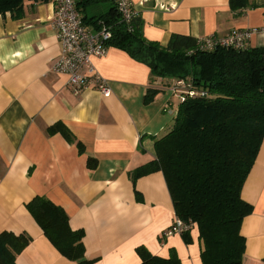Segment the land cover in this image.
<instances>
[{
	"label": "crops",
	"instance_id": "crops-1",
	"mask_svg": "<svg viewBox=\"0 0 264 264\" xmlns=\"http://www.w3.org/2000/svg\"><path fill=\"white\" fill-rule=\"evenodd\" d=\"M105 1L80 12L87 28L114 6ZM248 1L255 5L233 11L229 0H131L148 41L165 45L172 34L205 38L250 29L249 46L261 47L264 0ZM53 15L52 0L26 1L20 18L0 14V232L31 237L15 264H77L61 255L27 210L35 195L61 206L70 227L83 230L84 255L94 264H140V245L162 257L174 251L181 264H203L196 227L189 242L165 233L175 213L163 173L132 176L155 158L154 139L172 124L178 94L113 43L93 60L110 94L94 86L74 94L67 76L52 70L60 53ZM149 86L160 91L144 104ZM57 122L81 142L82 152L60 133L47 132ZM88 158L96 160L94 168ZM241 197L252 205L241 224L242 264H264V139Z\"/></svg>",
	"mask_w": 264,
	"mask_h": 264
},
{
	"label": "trees",
	"instance_id": "trees-1",
	"mask_svg": "<svg viewBox=\"0 0 264 264\" xmlns=\"http://www.w3.org/2000/svg\"><path fill=\"white\" fill-rule=\"evenodd\" d=\"M26 1L49 0H0V14L20 18ZM102 1L76 0V8L82 13ZM254 5L229 0L233 11ZM99 18L114 24L109 45L146 62L154 79L168 83L181 78L191 91L179 99L167 131L154 139L155 158L137 167L133 179L155 170L163 173L175 216L198 230L203 264H242L241 224L252 205L241 197V189L264 139V46L207 50L201 38L181 34H172L161 45L144 38L137 13L128 23H119L113 6ZM82 19L86 21L85 16ZM159 91L149 86L143 103H150ZM47 132L60 133L82 152L81 142L63 123L53 124ZM87 165L94 168L96 160L88 158ZM26 208L61 255L77 264H94L84 255L83 230L70 227L61 206L35 195ZM181 235L190 241L189 231ZM30 241L26 233L0 232V264H15ZM137 253L140 264H181L174 251L162 257L140 245Z\"/></svg>",
	"mask_w": 264,
	"mask_h": 264
},
{
	"label": "built area",
	"instance_id": "built-area-1",
	"mask_svg": "<svg viewBox=\"0 0 264 264\" xmlns=\"http://www.w3.org/2000/svg\"><path fill=\"white\" fill-rule=\"evenodd\" d=\"M52 1L54 5L52 26L60 43V53L52 70L67 76L68 84L74 94L94 86L104 96H108L111 92L108 81L98 72L93 60L107 53L114 24L99 18L96 19L94 28H87L76 8V0ZM114 7L119 23H128L137 13L131 0H114ZM251 34L250 29H240L233 30L224 36H207L201 38V41L207 50L217 47L244 49L249 46ZM169 89L177 93L179 99L183 98V94H191L181 78L170 82ZM191 226L190 222H184L175 216L173 224L165 233L182 234L189 231Z\"/></svg>",
	"mask_w": 264,
	"mask_h": 264
},
{
	"label": "rangeland",
	"instance_id": "rangeland-1",
	"mask_svg": "<svg viewBox=\"0 0 264 264\" xmlns=\"http://www.w3.org/2000/svg\"><path fill=\"white\" fill-rule=\"evenodd\" d=\"M99 5L106 6V5H107V2H106V1L99 2ZM90 6H91V5H90ZM88 7H89V6H88ZM90 8H91V7H90ZM90 8L88 9V12H90V10H91ZM176 99H177V98L175 97V98H174V103H176V102H177V100H176ZM178 101H179V98H178Z\"/></svg>",
	"mask_w": 264,
	"mask_h": 264
}]
</instances>
